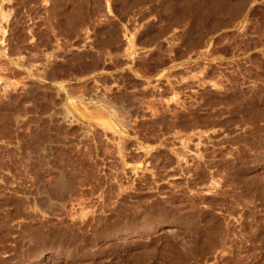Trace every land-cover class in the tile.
<instances>
[{
  "label": "rangeland",
  "instance_id": "374dc122",
  "mask_svg": "<svg viewBox=\"0 0 264 264\" xmlns=\"http://www.w3.org/2000/svg\"><path fill=\"white\" fill-rule=\"evenodd\" d=\"M0 264H264V0H0Z\"/></svg>",
  "mask_w": 264,
  "mask_h": 264
},
{
  "label": "bare ground",
  "instance_id": "6f19581e",
  "mask_svg": "<svg viewBox=\"0 0 264 264\" xmlns=\"http://www.w3.org/2000/svg\"><path fill=\"white\" fill-rule=\"evenodd\" d=\"M47 257H48V259H51V258H52V256H50V255H49V256H47Z\"/></svg>",
  "mask_w": 264,
  "mask_h": 264
}]
</instances>
